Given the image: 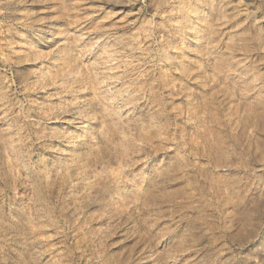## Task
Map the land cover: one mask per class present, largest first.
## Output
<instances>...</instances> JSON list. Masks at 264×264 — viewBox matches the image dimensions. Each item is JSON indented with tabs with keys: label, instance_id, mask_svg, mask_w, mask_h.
<instances>
[{
	"label": "rangeland",
	"instance_id": "1",
	"mask_svg": "<svg viewBox=\"0 0 264 264\" xmlns=\"http://www.w3.org/2000/svg\"><path fill=\"white\" fill-rule=\"evenodd\" d=\"M13 1L0 264H264V0Z\"/></svg>",
	"mask_w": 264,
	"mask_h": 264
},
{
	"label": "bare ground",
	"instance_id": "2",
	"mask_svg": "<svg viewBox=\"0 0 264 264\" xmlns=\"http://www.w3.org/2000/svg\"><path fill=\"white\" fill-rule=\"evenodd\" d=\"M107 1V0H106ZM30 3L32 5L35 6L36 10L33 12L32 17L34 18V23L36 26L39 27H43L46 23L47 20H45V18L42 17L43 13L45 12V7H47V5L50 3H47L48 1L45 0H14L12 3L14 4H26V3ZM88 2V1H87ZM53 3V2H51ZM90 3V2H89ZM112 3V2H111ZM87 4V3H86ZM115 6V5H114ZM119 6V5H118ZM49 7V6H48ZM47 12V11H46ZM83 12V11H82ZM52 13V11H51ZM48 15V14H47ZM122 19V18H121ZM55 20V19H54ZM32 22V21H31ZM30 22V23H31ZM48 22H51V20L49 19ZM53 22V21H52ZM81 22V21H80ZM32 24V23H31ZM33 25V24H32ZM49 25V24H48ZM77 25V24H76ZM73 27V26H72ZM52 28V27H50ZM107 64V63H106ZM115 70V69H114ZM110 71V70H109ZM120 80V79H119ZM118 81V80H117ZM173 256V255H172ZM175 258V257H173Z\"/></svg>",
	"mask_w": 264,
	"mask_h": 264
}]
</instances>
